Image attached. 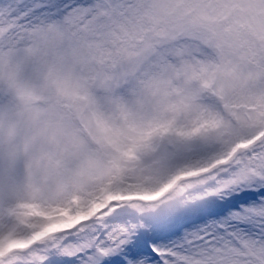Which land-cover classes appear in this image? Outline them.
<instances>
[{"label":"snow or ice","instance_id":"6c2138e0","mask_svg":"<svg viewBox=\"0 0 264 264\" xmlns=\"http://www.w3.org/2000/svg\"><path fill=\"white\" fill-rule=\"evenodd\" d=\"M0 264H264V0H0Z\"/></svg>","mask_w":264,"mask_h":264}]
</instances>
